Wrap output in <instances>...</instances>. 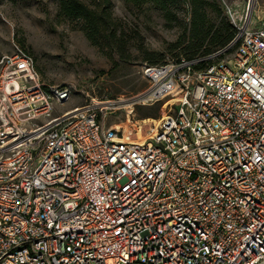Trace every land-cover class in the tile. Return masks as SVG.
Returning a JSON list of instances; mask_svg holds the SVG:
<instances>
[{"label":"built area","instance_id":"built-area-1","mask_svg":"<svg viewBox=\"0 0 264 264\" xmlns=\"http://www.w3.org/2000/svg\"><path fill=\"white\" fill-rule=\"evenodd\" d=\"M248 15L223 49L145 66L136 104L180 101L134 139L95 99L59 108L72 89L25 49L0 57V264H264V26Z\"/></svg>","mask_w":264,"mask_h":264},{"label":"rangeland","instance_id":"rangeland-1","mask_svg":"<svg viewBox=\"0 0 264 264\" xmlns=\"http://www.w3.org/2000/svg\"><path fill=\"white\" fill-rule=\"evenodd\" d=\"M83 1L92 7L99 2ZM193 1L135 4L110 0L114 28L123 43L119 48L110 29L98 39L100 43H94L82 21L59 16V0H0V57L25 49L35 58L43 82L72 89L70 102L59 108L95 99L108 107L107 126L134 139L140 129L173 112L180 101L179 97H168L154 104H136L140 101H135L136 95L148 86L143 75L145 66L209 52L206 48L190 49L197 43L192 31ZM205 1L206 26L212 27L207 43L215 32L222 31V19L213 10L214 4L234 25L236 35L248 14L253 26H264V0H256L252 7L250 0ZM208 49L218 51L215 47ZM234 52L235 47H231L220 59H228Z\"/></svg>","mask_w":264,"mask_h":264},{"label":"trees","instance_id":"trees-1","mask_svg":"<svg viewBox=\"0 0 264 264\" xmlns=\"http://www.w3.org/2000/svg\"><path fill=\"white\" fill-rule=\"evenodd\" d=\"M135 4H143L146 2L154 1L160 3V0H127ZM192 8V31L193 35L196 36L197 43L195 47H190V49H200L206 48L207 53H202L200 55L186 56L188 59H193L197 57H203L214 53L216 51L210 52V49L215 47L220 50L225 48L226 45L230 44L235 38L236 29L234 25L227 19L226 15L223 14L222 10L214 4L213 10L217 12L222 19V31L215 32V34L209 38L212 27H207L208 11L206 10L205 0H194ZM94 7L87 4L83 0H59V16L70 20H80L83 23V29L85 30L87 36L94 42L100 43L99 38L104 37V32L107 29L112 31L111 36L115 38V46L119 48L123 47L121 38L117 35L115 26V19L113 18V10L111 8L110 0H99V2H94ZM105 39V38H104ZM118 41V42H117ZM149 126V125H147ZM153 126V125H151Z\"/></svg>","mask_w":264,"mask_h":264},{"label":"bare ground","instance_id":"bare-ground-1","mask_svg":"<svg viewBox=\"0 0 264 264\" xmlns=\"http://www.w3.org/2000/svg\"><path fill=\"white\" fill-rule=\"evenodd\" d=\"M253 3H256V0H253ZM252 3V4H253ZM251 7H252V5H251ZM251 18H249V21L251 22L252 21V19L250 20ZM249 21H248V19H247V24L249 23ZM138 100H142V96H138V97H136L135 98V101H138ZM126 102V101H125ZM125 102H122L124 105H125ZM114 103H117V102H114ZM129 107L130 108H133V104H129Z\"/></svg>","mask_w":264,"mask_h":264},{"label":"water","instance_id":"water-1","mask_svg":"<svg viewBox=\"0 0 264 264\" xmlns=\"http://www.w3.org/2000/svg\"><path fill=\"white\" fill-rule=\"evenodd\" d=\"M252 3H253V0L250 1V6L252 5Z\"/></svg>","mask_w":264,"mask_h":264}]
</instances>
